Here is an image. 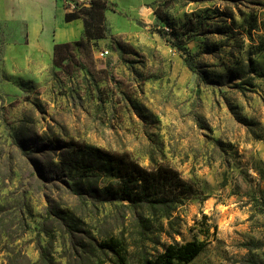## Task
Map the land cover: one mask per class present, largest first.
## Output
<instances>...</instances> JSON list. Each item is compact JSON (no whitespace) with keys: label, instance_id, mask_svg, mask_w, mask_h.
<instances>
[{"label":"rangeland","instance_id":"obj_1","mask_svg":"<svg viewBox=\"0 0 264 264\" xmlns=\"http://www.w3.org/2000/svg\"><path fill=\"white\" fill-rule=\"evenodd\" d=\"M142 1L106 0L109 36L63 61L46 33L27 40L33 5L0 23V264H111V236L131 260L198 241L185 264H264V0ZM105 153L193 194L121 201L85 169Z\"/></svg>","mask_w":264,"mask_h":264},{"label":"trees","instance_id":"obj_2","mask_svg":"<svg viewBox=\"0 0 264 264\" xmlns=\"http://www.w3.org/2000/svg\"><path fill=\"white\" fill-rule=\"evenodd\" d=\"M106 0H89L88 6L81 5L71 12L65 14L67 22L83 19L84 38L74 42L57 44L53 48V57L63 61L64 53L71 47L78 49L91 46L93 41L105 39L109 36L106 24L105 11ZM160 18V17H159ZM169 30L161 31L160 36L176 50L183 59L187 68L196 72L195 54L185 47L186 33L167 24ZM98 166H87V172L97 171L108 174L114 180L108 189L117 199L138 205L147 202L162 203L168 199L181 201L193 192L186 183L179 178L176 171L171 168L158 167L156 169H145L138 163L121 155L103 154ZM214 232L216 228L214 227ZM204 242L192 241L183 244H169L162 251L154 255L137 254L131 260L128 246L116 237H109L99 244L101 250L110 253L113 257L111 264H185L190 262L204 248Z\"/></svg>","mask_w":264,"mask_h":264},{"label":"crops","instance_id":"obj_3","mask_svg":"<svg viewBox=\"0 0 264 264\" xmlns=\"http://www.w3.org/2000/svg\"><path fill=\"white\" fill-rule=\"evenodd\" d=\"M152 1L143 0L142 3L148 4ZM77 3H82V0H0V23L6 22L8 18H12L13 16H19L21 13L20 10H30V6L33 5L38 22L36 21L33 28L27 32V40L33 37L37 39L38 37L41 38L46 33L47 39L45 40L51 42V46L54 48L57 44L70 43L84 38L85 29L83 19L80 18L70 22L65 20V14L67 12L78 8ZM145 9L150 10L151 8L145 7ZM46 24H53V29L48 31ZM42 43V40L41 44L38 42L40 48H43L45 44Z\"/></svg>","mask_w":264,"mask_h":264},{"label":"built area","instance_id":"obj_4","mask_svg":"<svg viewBox=\"0 0 264 264\" xmlns=\"http://www.w3.org/2000/svg\"><path fill=\"white\" fill-rule=\"evenodd\" d=\"M88 1H89V0H82V4H83V6H88ZM101 55H103V54H101Z\"/></svg>","mask_w":264,"mask_h":264}]
</instances>
